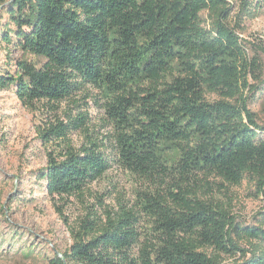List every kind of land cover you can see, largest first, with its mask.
Listing matches in <instances>:
<instances>
[{"label":"trees","instance_id":"trees-1","mask_svg":"<svg viewBox=\"0 0 264 264\" xmlns=\"http://www.w3.org/2000/svg\"><path fill=\"white\" fill-rule=\"evenodd\" d=\"M7 12L14 37L2 41L39 63L18 60L13 76L0 75V90L13 87L27 106L88 86L113 126L110 154L90 140L76 151L66 145L59 159L48 155L39 175L46 194L81 197L112 164L157 186L138 194L136 208L122 205L103 222L85 217L49 264H223L221 255L241 252L232 235L249 244L250 257L227 264H264V228H239L195 191H209V178L238 186L248 177L264 199V128L244 95L259 65L226 25L223 0H13ZM85 120L41 134L65 144Z\"/></svg>","mask_w":264,"mask_h":264},{"label":"rangeland","instance_id":"rangeland-1","mask_svg":"<svg viewBox=\"0 0 264 264\" xmlns=\"http://www.w3.org/2000/svg\"><path fill=\"white\" fill-rule=\"evenodd\" d=\"M12 1L0 0V75L13 76L18 60L32 64L39 60L2 41L4 33L14 37L15 25L7 12ZM223 1L229 13L226 25L241 40L248 60L255 59L259 65V79L250 75L251 88L244 95L256 124L264 128V3L255 6L256 0ZM245 3L250 6L249 14L241 8ZM201 19L207 27L206 12ZM104 103L100 93L88 86L61 102L41 101L27 106L17 99L13 87L0 90V264H49L54 256L60 257L69 249L72 231L79 229L85 217L103 222L107 213L118 212L122 205L136 208L139 193H157V186L112 164L101 179L85 188L81 197L61 201L46 194L39 175L47 166L49 154L59 159L66 145L76 151L90 140L104 143L110 154L113 126L106 117ZM81 114L86 117L83 127L71 131L65 144L46 142L41 134L44 129L58 122L65 125ZM207 181L209 191L195 186L200 200L221 205L239 228H264V199L256 182L248 177L238 186L214 178ZM231 238L241 252L233 258L221 255L223 264L250 257L249 244L235 235Z\"/></svg>","mask_w":264,"mask_h":264}]
</instances>
